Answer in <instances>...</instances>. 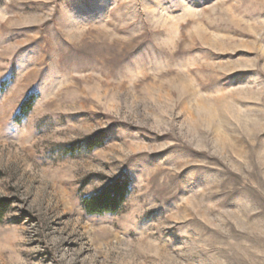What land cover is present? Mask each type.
<instances>
[{"label": "rangeland", "instance_id": "374dc122", "mask_svg": "<svg viewBox=\"0 0 264 264\" xmlns=\"http://www.w3.org/2000/svg\"><path fill=\"white\" fill-rule=\"evenodd\" d=\"M0 198V264H264V0H0Z\"/></svg>", "mask_w": 264, "mask_h": 264}, {"label": "trees", "instance_id": "16d2710c", "mask_svg": "<svg viewBox=\"0 0 264 264\" xmlns=\"http://www.w3.org/2000/svg\"><path fill=\"white\" fill-rule=\"evenodd\" d=\"M31 101H26L23 111L27 112L31 108ZM90 149L97 146L92 140L88 142ZM129 190L128 180H116L102 190L91 194L83 199V207L89 214L113 213L120 209ZM12 205L9 198H0V223Z\"/></svg>", "mask_w": 264, "mask_h": 264}]
</instances>
